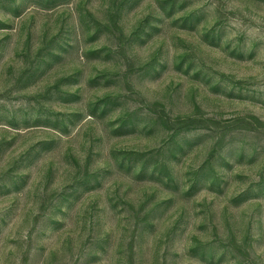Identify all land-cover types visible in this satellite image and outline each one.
I'll return each instance as SVG.
<instances>
[{"label":"rangeland","instance_id":"374dc122","mask_svg":"<svg viewBox=\"0 0 264 264\" xmlns=\"http://www.w3.org/2000/svg\"><path fill=\"white\" fill-rule=\"evenodd\" d=\"M0 264H264V0H0Z\"/></svg>","mask_w":264,"mask_h":264}]
</instances>
